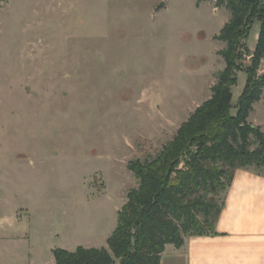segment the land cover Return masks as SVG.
Masks as SVG:
<instances>
[{
  "label": "rangeland",
  "instance_id": "1",
  "mask_svg": "<svg viewBox=\"0 0 264 264\" xmlns=\"http://www.w3.org/2000/svg\"><path fill=\"white\" fill-rule=\"evenodd\" d=\"M230 19L216 0H0V264L108 248L139 186L129 164L155 158L212 97ZM251 120L264 124L263 103Z\"/></svg>",
  "mask_w": 264,
  "mask_h": 264
},
{
  "label": "trees",
  "instance_id": "2",
  "mask_svg": "<svg viewBox=\"0 0 264 264\" xmlns=\"http://www.w3.org/2000/svg\"><path fill=\"white\" fill-rule=\"evenodd\" d=\"M216 1L218 7L225 5L231 11V19L215 37L226 44L220 53L226 66L212 97L155 158L129 164L139 186L130 190L118 212L108 248L56 249V264H160L167 245L181 248L187 236L214 234V220L223 204L207 199L208 194L226 192L238 169L264 173V133L248 121L264 95V75H259L264 59V0ZM255 22L260 32L252 53L247 39ZM240 72L247 79L235 105L233 87Z\"/></svg>",
  "mask_w": 264,
  "mask_h": 264
},
{
  "label": "crops",
  "instance_id": "3",
  "mask_svg": "<svg viewBox=\"0 0 264 264\" xmlns=\"http://www.w3.org/2000/svg\"><path fill=\"white\" fill-rule=\"evenodd\" d=\"M261 103L264 95L252 113ZM251 115L248 121L264 133V124L252 122ZM160 264H264V173L253 168L236 170L214 220V234L187 236L181 248L167 245Z\"/></svg>",
  "mask_w": 264,
  "mask_h": 264
}]
</instances>
